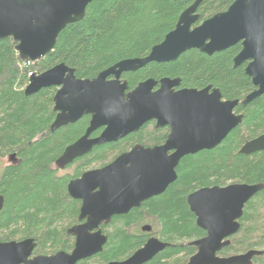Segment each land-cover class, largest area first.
Wrapping results in <instances>:
<instances>
[{"label":"trees","instance_id":"1","mask_svg":"<svg viewBox=\"0 0 264 264\" xmlns=\"http://www.w3.org/2000/svg\"><path fill=\"white\" fill-rule=\"evenodd\" d=\"M195 1L93 0L84 19L68 25L53 51L37 62L22 59L13 38L0 39V160L12 161L0 170V195L5 201L0 241L33 238L39 244L38 253L70 251L73 244L67 229L77 222L79 203L68 195L69 181L117 157L134 142L158 143L165 135L162 129L146 126L125 141L95 148L77 161L76 169L60 176L55 164L64 147L83 133L86 120L51 132L56 89L26 96L30 76L63 63L75 70L77 78L93 79L120 61L146 57ZM234 1L205 0L195 26L225 12ZM241 49L239 44L212 56L191 50L176 61L153 62L124 77L130 89L148 79H181V88L213 86L221 90L224 100L242 101L256 88L245 65L234 68ZM235 113L244 116L242 124L217 148L185 157L177 168V181L161 197L146 202L144 209L114 217L108 245L98 261L121 260L142 247L149 236H135L128 228L150 215L160 224L158 239L170 246L147 264H187L196 251L189 243L205 234L189 209L188 194L203 187L264 184V151L249 156L239 153L246 141L264 133V95L247 107L238 105ZM259 208H264V189L244 209L242 238L234 236L222 256L264 251V221L260 219L264 214ZM60 222L64 226L59 227ZM253 264H264V255L255 257Z\"/></svg>","mask_w":264,"mask_h":264},{"label":"water","instance_id":"2","mask_svg":"<svg viewBox=\"0 0 264 264\" xmlns=\"http://www.w3.org/2000/svg\"><path fill=\"white\" fill-rule=\"evenodd\" d=\"M204 1L196 0L187 8L175 29L148 56L120 61L93 80L77 79L75 70L63 63L30 76L26 96L60 87L54 99V111L58 115L52 131L75 123L84 115H92L86 136L68 147L59 163H72L96 146L117 142L150 120H157L158 126H169L171 130L164 147L153 150L136 147L113 164L86 172L69 183V196L82 201L79 220H86L68 230V235L76 237L71 254L59 252L28 261L36 247L33 240L0 243V264H77L100 253L107 242L101 224H108L114 216L126 215L143 201L162 194L177 180L176 168L181 159L217 148L242 124L244 116L234 112L236 107L240 104L247 107L264 95V0H235L225 12L195 26L199 21L198 9ZM92 2L0 0V39L13 38L20 57L37 62L53 51L68 25L84 19ZM239 44L242 49L234 58V68L248 62L246 75L256 88L242 101H224L221 90L213 86L176 91L181 79H148L131 92L127 81L121 83L122 74L153 62H173L191 50L212 56ZM111 76L115 79L108 81ZM158 85L159 89L154 91ZM100 127H106L103 134L89 140L90 134ZM171 150L175 153L168 156ZM262 151L264 133L246 141L239 153L249 156ZM263 189L264 184H232L191 194L188 203L197 226L208 235L191 243L197 253L188 264H253L255 257L264 255L261 250L228 257L217 255L231 244L229 238L239 232L238 221L243 217L245 205ZM4 202L0 195V212ZM168 246L152 238L127 260L109 264H145Z\"/></svg>","mask_w":264,"mask_h":264},{"label":"flooded vegetation","instance_id":"3","mask_svg":"<svg viewBox=\"0 0 264 264\" xmlns=\"http://www.w3.org/2000/svg\"><path fill=\"white\" fill-rule=\"evenodd\" d=\"M243 65H245V70H246V67H247V65H248V62L244 63ZM51 69H52V68H51ZM49 70H50V69H49ZM139 70H140V69H139ZM139 70H137V71H139ZM47 71H48V70H47ZM47 71H45V72H47ZM104 71H105V70H104ZM137 71H135V72H137ZM102 72H103V71H102ZM128 73H134V72H128ZM128 73H124V74H122V76H121V83H124V81H127L128 84H129V81L124 77V76H125L126 74H128ZM99 74H100V73H99ZM75 76H76V74H75ZM97 77H98V76H97ZM76 78H77V77H76ZM95 78H96V77H95ZM95 78H93V79H95ZM77 79H79V78H77ZM93 79H88V80H93ZM113 79H115V77H114V76H111V77L108 78V81H112ZM80 80H87V79H80ZM144 81H147V80H144ZM144 81L139 82L138 85H139L140 83L144 82ZM28 84H29V83H28ZM138 85H137V86H138ZM27 86H28V85H27ZM137 86H136V87H137ZM136 87H135V88H136ZM159 87H160V86L158 85V86L155 88L154 91L158 90ZM51 88H53V89L55 88V89H56V94H57V92L60 90V87H51ZM135 88H134V89H135ZM47 89H48V88H47ZM134 89H130V86H129V91H128V92H131V91H133ZM182 89H184V88H181V85H180L179 88H176V91H178V90H182ZM128 92H127V93H128ZM56 94H55V96H56ZM55 96H54V99H55ZM223 100H224V99H223ZM224 101H225V100H224ZM54 106H55V102H54V104H53V111H54ZM54 112H55V111H54ZM234 112H235V111H234ZM57 115H58V113L55 112V118H54V120L52 121V124H51V127H50V131H51V132H55L56 130H59V129L64 128V127H68V126L76 125L77 123L81 122L82 120H86V126H85V129H84L83 133H82L81 135H79V136H78L73 142L67 144V145L64 147V151H63V153H62V155H63L64 152H65V150H66L68 147L72 146L73 144H75L76 142H78L79 140H81L83 137L86 136L87 131H88V129H89L90 126H91L92 115H84L82 118H80L79 120H77L75 123H70V124H68V125L62 126V127L58 128V129L52 131V126H53V124H54V122H55V120H56ZM151 125H152L154 128L158 129V130H159V129L164 130V134H165V135H164L163 138H161V140H160L158 143L145 144V143L134 142V143L130 144V146L127 148L126 151H124L123 153H121V154L118 155L117 157H114V158H112L110 161L108 160L105 164H103V165H99V167H96V168H94V169L88 170V171H86V172L96 171V170H101V169H103V168H105V167H107V166L113 164V163H114L119 157H121L122 155L132 152V150H133L134 148H136V147H140V148L145 149V150H153V149H157V148L164 147V146L166 145V142H167L168 137H169V134H170V130H171L170 127H169V126H165V127L158 126V121H157V120H150V121H148L147 123H145V124H144V125H143V126L137 131V132H132V133L128 134L127 136H125L124 138L120 139V140L117 141V142H111V143L103 144V145H101V146H96V147H94V148L91 150V152H89L88 154L84 155L83 157H85V156L89 155L90 153H92V151H93L95 148L102 147V146L107 145V144L120 143L121 141H125L129 136L138 133V132H139L141 129H143L144 127H146V126H150V128H151ZM105 129H106V127H100V128H98V129H96L95 131H93V132L90 134V136H89V140H96V139H98V138L103 134V132L105 131ZM151 129H152V128H151ZM203 151H210V150H202V151H200V152H198V153H201V152H203ZM174 153H175V151L171 150V151L168 152V156H171V155H173ZM198 153H196V154H198ZM196 154H191V155H188V156H194V155H196ZM62 155L60 156V158L62 157ZM83 157H80V158L75 159L72 163H65V164H63V163H59V160H60V158H59V160H58V162L55 164V166H56L57 170H59V173L62 172V173H66V174H68V173L72 172L73 169H76V165H77L76 163H77V161H78L79 159L83 158ZM185 157H187V156H185ZM185 157H184V158H185ZM184 158H183V159H184ZM183 159H181V161H182ZM10 161H11V160H10ZM181 161H180V163H181ZM11 163H12V161H11ZM180 163H179V165H180ZM179 165L177 166V168L179 167ZM177 168H176V173H177ZM86 172H84V173H83L80 177H78V178L71 179V180L69 181V183H70L71 181H73V180L80 179V178H81ZM177 179H178V173H177ZM176 181H177V180H176ZM176 181H175V182H176ZM175 182H173L172 184H170V185L167 187V189H166L162 194L157 195V196H153V197L149 198L148 200L143 201V202L140 204L139 207L132 208V209L128 212V214H129L131 211L135 210V209L143 208V205H144L146 202H148L149 200L154 199V198L161 197V196H162V195H163V194L169 189V187L172 186ZM69 183H68V185H69ZM68 185H67V191H68ZM229 185H232V184H229ZM229 185H227V186H229ZM213 187H220V186H213ZM224 187H226V186H224ZM204 188H210V187H203V188L197 189V190H195V191H192L190 194H188V196H187V204H188V206H189L190 211H191V207H190V205H189V203H188V197H189L191 194H193V193H195V192H197V191H199V190H201V189H204ZM68 195H69V193H68ZM71 198H72V197H71ZM72 199H73V198H72ZM74 200H76V199H74ZM76 201L79 203V213H78V217H77V222H76L75 224H73L70 228H73V227H75V226H77V225L84 224V223L86 222V220H84V221H82V222L79 220V218H80V210H81V207H82V201H80V200H76ZM246 205H247V204H246ZM246 205H245V207H246ZM143 209H144V208H143ZM244 209H245V208H244ZM191 212H192V211H191ZM192 213H193V212H192ZM128 214H126V215H128ZM121 216H123V215H121ZM114 217H118V216H114ZM114 217L111 219V221H110L108 224H104V223H103V224L100 225V229L102 230L103 235L107 237V242H106L105 245L103 246V250H102L100 253H98V254H96V255H94V256H92V257H89V258H86V259H83V260L79 261L77 264H109V263H111V262H122V261L127 260V259L130 258L131 256H133L138 250L142 249V248L147 244V242H148L150 239H152V238L158 239L157 233L161 230V228H160V224L158 223V221L156 220L155 217H151L150 215H146L141 221H139V222L136 223V224L131 225V226L128 228L129 233H131V234H133V235H135V236L142 237V238H144L145 236H149V237L146 239V241H145V243H144V245H143L142 247H140L139 249H137L136 251H134L131 255L127 256L126 258H122L121 260H116V261H111V260H110V261H108V262L98 261V256L104 251L105 247L108 245L109 238H110V235H111V232H112V229H111L110 226L113 225V219H114ZM241 219H242V218H241ZM241 219L238 221L239 224H240V229H241ZM70 228L67 229V235H68V230H69ZM145 229H148V230H145ZM240 229H239V232H240ZM203 231H204V230H203ZM204 232H205V234H204L202 237H200V238H198V239H196V240H199V239H202V238L207 237V235H208L207 232H206V231H204ZM239 232H238V233H239ZM238 233H237V234H238ZM235 235H236V234H235ZM235 235H233L232 237H230L229 240L231 241L232 238H233ZM68 236L72 238L71 242H72V244H73V249H71L70 251L59 250V251H56V252H54V253H49L48 251L45 252V253H38V251H37L38 249H37V248H38V245H39V244H38V243L36 242V240L33 239V238L5 240V241H0V243H3V244H7V243H11V242L21 243V242H24V241H26V240H33L34 243L36 244V247L34 248L32 254L28 257V261H32V260H34V259L37 258V257H41V256H43V257H51V256H53V255H55V254H57V253H59V252H65V253H67V254H71V253L74 251V249H75L76 237L71 236V235H68ZM158 240H159V239H158ZM194 241H195V240H194ZM192 242H193V241H192ZM193 247H194V246H193ZM195 248H196V247H195ZM222 251H223V250H222ZM222 251H220L219 253H217V255H218L219 257H228V256H222V255H221V252H222ZM162 252H163V251H162ZM162 252H160L159 254H157L155 257H157L158 255H160ZM196 253H197V248H196L195 253L189 257V260H190V258H191L192 256H194ZM155 257H154V258H155ZM154 258H153V259H154ZM153 259H152V260H153ZM152 260H150V261H152ZM93 261H94V263H93ZM150 261H149V262H150ZM149 262H147V263H149ZM188 262H189V261H188ZM147 263H145V264H147ZM21 264H24V263H21ZM187 264H188V263H187Z\"/></svg>","mask_w":264,"mask_h":264},{"label":"rangeland","instance_id":"4","mask_svg":"<svg viewBox=\"0 0 264 264\" xmlns=\"http://www.w3.org/2000/svg\"><path fill=\"white\" fill-rule=\"evenodd\" d=\"M9 164H10V160H8L7 158H5V159H1V160H0V170H2V168H4V167L8 166ZM65 174H66V173H62V172L59 173L60 176H63V175H65ZM260 209H261V208H259V210H260ZM261 213H262L261 215L264 214V208L261 209ZM260 219L264 221V215H263ZM67 223H68V221H66V224H67ZM62 226H64V223H63V222H60V223H59V227H62ZM238 234H239V233H238ZM236 235H237V234H236ZM236 235H235V236H236ZM242 235H243V234H239V235H238V239L242 238ZM188 243H189V242H185L184 244L187 245ZM191 243H192V242L189 243L190 246H192ZM192 247H193V246H192ZM49 253H51V251H50ZM183 259H184V258H183ZM188 261H189V260H188ZM93 263H94V261H93Z\"/></svg>","mask_w":264,"mask_h":264},{"label":"bare ground","instance_id":"5","mask_svg":"<svg viewBox=\"0 0 264 264\" xmlns=\"http://www.w3.org/2000/svg\"><path fill=\"white\" fill-rule=\"evenodd\" d=\"M29 82H30V80H29ZM29 85V84H28Z\"/></svg>","mask_w":264,"mask_h":264}]
</instances>
